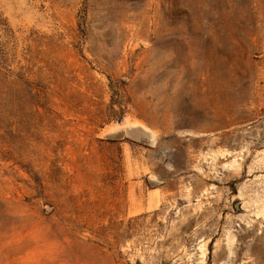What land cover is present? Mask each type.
<instances>
[{
  "label": "rangeland",
  "instance_id": "1",
  "mask_svg": "<svg viewBox=\"0 0 264 264\" xmlns=\"http://www.w3.org/2000/svg\"><path fill=\"white\" fill-rule=\"evenodd\" d=\"M0 264H264V0H0Z\"/></svg>",
  "mask_w": 264,
  "mask_h": 264
}]
</instances>
